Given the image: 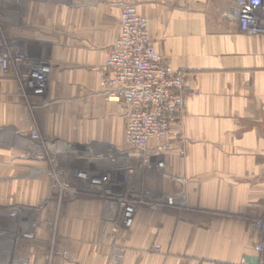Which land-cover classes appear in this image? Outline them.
Listing matches in <instances>:
<instances>
[{
  "label": "crops",
  "instance_id": "crops-1",
  "mask_svg": "<svg viewBox=\"0 0 264 264\" xmlns=\"http://www.w3.org/2000/svg\"><path fill=\"white\" fill-rule=\"evenodd\" d=\"M74 1L60 5L81 11L78 19L72 14L64 24L55 0L58 12L47 21L62 31L70 25L78 37L62 34L54 42L48 34L45 40L55 43L47 53L55 65L44 61L50 69L46 89L42 97L31 95L48 103L34 109L43 136L73 142L79 152L120 147L125 108L95 91L102 54L87 46L112 39L105 13L126 5L148 21L155 51L185 74V116L159 142L168 143L169 151L153 157L151 171L116 180L122 194L145 197L119 241H112L107 203L91 196L57 200L53 210L39 211L45 225L28 226L26 210L13 220L7 216L8 224H0V245L7 251L0 264H264V252L254 249L261 238L254 221L264 214V20L257 32L242 31L232 17L234 0ZM90 90L95 92L88 96ZM82 93L88 96L84 104L74 101ZM56 96L72 98L52 103ZM5 106L0 123H19L20 107ZM23 118V129L35 120L32 114ZM81 141L107 146L89 148ZM61 142L45 148L62 153ZM157 143L150 141L149 148ZM44 170L51 172L32 171L33 180L24 185L28 206L49 196Z\"/></svg>",
  "mask_w": 264,
  "mask_h": 264
},
{
  "label": "rangeland",
  "instance_id": "rangeland-1",
  "mask_svg": "<svg viewBox=\"0 0 264 264\" xmlns=\"http://www.w3.org/2000/svg\"><path fill=\"white\" fill-rule=\"evenodd\" d=\"M54 1L55 0H0V51H3V53L7 55L8 61L6 68H0V106L6 107L5 105L16 103V105L22 110V118L19 123H0V224L5 221V223L8 224V215L11 217L10 220H13L17 217L18 213L20 214L21 210H26L29 212V214L26 215V224L28 226L35 227L45 225V221L40 220L39 211L47 208H51L53 210L54 203L57 200L63 202L74 200L78 197L91 196L109 205L108 223L110 225L112 236H115L114 238L112 237V241L114 243L117 239L118 241L120 240L119 236L122 234L121 229L123 227L119 222L120 218L114 219L110 213L111 205L109 203V195L107 194L108 189H105L108 184L107 181H114L119 178H123L125 181H128L135 174L141 173L142 170L145 172L151 171V166L149 167L147 165H143L142 161L146 160V162L148 161V163L151 164L153 162V157L158 155L153 156V151H150L152 148L148 149V152L150 153L148 158L143 157L142 159L128 155L130 154V148H128L124 140L126 137L124 113L122 116V143L120 147H114L115 149L113 147L111 150L104 149V151H102V149H100L95 154L92 152H79L80 150H76V147L74 146L77 145L73 142H61L62 140L56 137L43 136L41 132L42 123L38 120L36 113L34 114V109L38 110L39 108L45 107L43 105H46L47 101L43 98H38V100L31 98V95L27 93L24 87L21 76L24 74L23 72L28 66L36 67L34 64L36 62H43V64L46 65L44 62L46 61L49 66H52V64L55 65L54 59L47 57V53L50 51L49 48H55V43L52 41H45L47 40L48 34H50V39L52 38L54 42H56V36L62 37V34L69 38L72 36L78 37V34L73 32L70 25L66 26L70 27L69 29L64 27L65 31H62L61 28L55 29L54 26L53 29H51V24L47 21L50 19L54 22L53 20L56 17L55 14L58 12L53 8ZM58 1L60 2V5L63 0ZM65 1L68 4H73L75 2L74 0ZM41 2L47 3L46 10L43 9L44 5H42ZM126 6L134 8L131 5ZM124 7L125 6H119V9L115 13H105L106 22L104 27L107 33L108 31L112 33V39L104 43H95V45L91 42L87 46L88 49L96 48L94 50H97L102 54L101 64L97 66V68L99 67V78L97 90L95 91L100 93V95H102L101 98L106 102L110 101H108L106 96L103 94L100 68L104 62L106 53L119 37L120 16ZM62 9L63 7H61L59 13H63L61 21H64V24L67 23V20L69 21L71 17H73L72 14L75 15L76 18L81 14V11L79 10H68L66 8ZM141 18L147 22V30L149 34L148 21L143 17ZM30 43H32L31 45L34 48L32 52L29 47ZM151 43L153 44L152 40ZM158 54L160 55V53ZM162 60L164 61L163 58ZM164 62L166 63V61ZM95 91L90 90L88 96ZM88 96L82 93V96L75 97L76 99H74V101H80L79 103L84 104V98ZM185 96L186 93L183 91L182 97L184 98V101ZM56 98L58 99L51 100L52 103L57 101L65 102L66 99L69 100L72 97L56 96ZM116 103L122 104V102ZM183 110L185 113V108ZM24 114L29 117L32 114V118H35L33 122L28 121L30 126L28 129L22 128V125L25 123L23 121ZM181 121L182 119L179 120L175 126L178 125V123H181ZM171 130L167 134H169ZM167 134L157 140L158 143L156 146L162 147V152H159L160 154L169 151L168 143H159L167 136ZM59 142H61L60 144L64 146V151L62 153H60V151L50 152L46 149L53 148V145ZM82 142L83 141L80 143ZM93 143V141H87L86 143H82L81 146H89L90 148V145ZM103 145L105 144L99 143L91 146L102 148L100 146ZM105 146H107V144ZM147 147H149V144ZM165 148L167 149L165 150ZM47 167L51 170V172L49 170H44L48 172L47 178L49 183V196L42 197L40 199L37 198L36 202L33 203L32 206H28V200H25L27 198H25L26 192H24V185L33 180L30 177V172L35 171L39 173L40 170L43 168L46 169ZM34 178L36 179L37 177ZM95 180H98L99 183L96 184L95 182L94 184L93 182ZM118 194L120 195L122 192L119 191ZM130 195L133 196V199H139L140 202L145 198H143L142 195L136 194L139 198L133 194ZM130 195L122 194V196L128 197H130ZM142 203L143 202H141L138 207L142 205ZM115 220H118L116 224ZM123 230L127 229L123 228ZM109 236L110 235L108 234L107 237ZM1 237L2 236L0 234V239ZM102 242L103 240H101V244ZM54 244L55 243L53 242V245ZM4 247L5 244L4 246L0 245V257L7 255V251ZM114 248L117 251L116 256L119 259L122 255L120 250H118L119 246ZM55 252V248L48 250V259H51L50 257H52ZM60 253L65 259L69 258L67 256V251L62 250ZM6 262L7 260L4 259L1 264H7Z\"/></svg>",
  "mask_w": 264,
  "mask_h": 264
},
{
  "label": "built area",
  "instance_id": "built-area-1",
  "mask_svg": "<svg viewBox=\"0 0 264 264\" xmlns=\"http://www.w3.org/2000/svg\"><path fill=\"white\" fill-rule=\"evenodd\" d=\"M232 17L242 31L257 32L264 20V0H234ZM119 37L106 53L101 67V87L108 101L122 102L125 113V139L133 149L134 157L148 158V144L165 136L184 118L185 74L173 71L155 51L151 43L147 22L134 8L125 6L120 16ZM7 55L0 51V68L7 67ZM28 66L21 76L29 95L42 97L47 86L49 67L43 63ZM167 148H165L166 150ZM153 156L162 152L161 146L150 151ZM148 155V156H146ZM143 165L151 166L146 160ZM162 167V163L157 165ZM98 184L95 180L93 183ZM110 213L124 229L133 223L138 201L133 196H122L107 190ZM118 220H115V224ZM261 238L255 245L258 254L264 252V214L255 221ZM208 264H218L209 262Z\"/></svg>",
  "mask_w": 264,
  "mask_h": 264
},
{
  "label": "flooded vegetation",
  "instance_id": "flooded-vegetation-1",
  "mask_svg": "<svg viewBox=\"0 0 264 264\" xmlns=\"http://www.w3.org/2000/svg\"><path fill=\"white\" fill-rule=\"evenodd\" d=\"M107 187H105V189H109V190H111V191H114L116 194H118L119 193V191H118V189H117V186H116V180H114V181H111V180H109V181H107ZM122 195V194H121ZM137 197V196H136ZM137 198H139V197H137ZM136 201H138V205L142 202V200H141V202H140V200L138 199H135ZM138 205H137V209H138ZM137 209H136V212H137Z\"/></svg>",
  "mask_w": 264,
  "mask_h": 264
},
{
  "label": "bare ground",
  "instance_id": "bare-ground-1",
  "mask_svg": "<svg viewBox=\"0 0 264 264\" xmlns=\"http://www.w3.org/2000/svg\"><path fill=\"white\" fill-rule=\"evenodd\" d=\"M103 65V64H102ZM102 67V66H101ZM110 102H112V103H116V101L115 100H110ZM175 127V125L173 126V128ZM125 140V144H127V146H128V148H130V150H129V152H130V154H128L129 156H132L131 154L133 153V151H132V147H130L129 145H128V143L126 142V139H124ZM149 148V147H148ZM29 154V153H28ZM160 153H158L157 155H159ZM114 166V165H113ZM163 166V165H162ZM162 168V167H161Z\"/></svg>",
  "mask_w": 264,
  "mask_h": 264
}]
</instances>
